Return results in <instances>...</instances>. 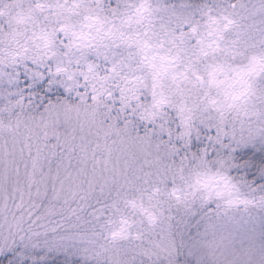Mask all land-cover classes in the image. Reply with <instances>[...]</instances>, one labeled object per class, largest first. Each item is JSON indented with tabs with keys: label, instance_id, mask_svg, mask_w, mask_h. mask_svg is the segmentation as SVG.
Segmentation results:
<instances>
[{
	"label": "snow or ice",
	"instance_id": "1",
	"mask_svg": "<svg viewBox=\"0 0 264 264\" xmlns=\"http://www.w3.org/2000/svg\"><path fill=\"white\" fill-rule=\"evenodd\" d=\"M0 264H264V0H0Z\"/></svg>",
	"mask_w": 264,
	"mask_h": 264
}]
</instances>
